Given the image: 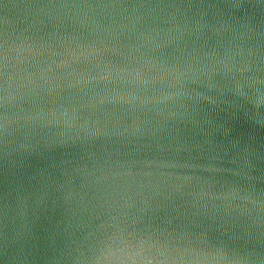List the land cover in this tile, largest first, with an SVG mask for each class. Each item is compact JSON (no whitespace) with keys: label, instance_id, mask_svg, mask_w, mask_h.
<instances>
[{"label":"clouds","instance_id":"9594fccd","mask_svg":"<svg viewBox=\"0 0 264 264\" xmlns=\"http://www.w3.org/2000/svg\"><path fill=\"white\" fill-rule=\"evenodd\" d=\"M0 264H264V0H0Z\"/></svg>","mask_w":264,"mask_h":264},{"label":"water","instance_id":"95a60500","mask_svg":"<svg viewBox=\"0 0 264 264\" xmlns=\"http://www.w3.org/2000/svg\"><path fill=\"white\" fill-rule=\"evenodd\" d=\"M14 2H15V0H14Z\"/></svg>","mask_w":264,"mask_h":264}]
</instances>
